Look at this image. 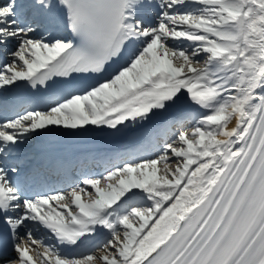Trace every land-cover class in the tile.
Wrapping results in <instances>:
<instances>
[{
	"label": "snow or ice",
	"instance_id": "snow-or-ice-1",
	"mask_svg": "<svg viewBox=\"0 0 264 264\" xmlns=\"http://www.w3.org/2000/svg\"><path fill=\"white\" fill-rule=\"evenodd\" d=\"M0 264H264V0H0Z\"/></svg>",
	"mask_w": 264,
	"mask_h": 264
},
{
	"label": "bare ground",
	"instance_id": "bare-ground-1",
	"mask_svg": "<svg viewBox=\"0 0 264 264\" xmlns=\"http://www.w3.org/2000/svg\"><path fill=\"white\" fill-rule=\"evenodd\" d=\"M58 142H63L60 145L65 146L66 148L69 149L70 152L73 150H89L91 153L97 154V150H109V151H120L117 147L116 144H102L99 142L97 138H91V137H82V138H77V139H57ZM132 144V143H131ZM70 145L74 146H83V147H72Z\"/></svg>",
	"mask_w": 264,
	"mask_h": 264
},
{
	"label": "rangeland",
	"instance_id": "rangeland-1",
	"mask_svg": "<svg viewBox=\"0 0 264 264\" xmlns=\"http://www.w3.org/2000/svg\"><path fill=\"white\" fill-rule=\"evenodd\" d=\"M86 251V250H85Z\"/></svg>",
	"mask_w": 264,
	"mask_h": 264
}]
</instances>
